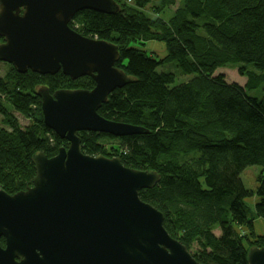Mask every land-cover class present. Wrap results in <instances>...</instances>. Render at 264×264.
<instances>
[{"label": "trees", "instance_id": "16d2710c", "mask_svg": "<svg viewBox=\"0 0 264 264\" xmlns=\"http://www.w3.org/2000/svg\"><path fill=\"white\" fill-rule=\"evenodd\" d=\"M183 1L170 19L141 13L153 0H130L133 11L122 3L115 15L85 10L76 16L80 29L74 22L73 29L119 46L117 67L132 78L110 94L99 114L150 131L79 136L85 154L119 157L126 167L161 175L141 199L164 214L169 235L199 263L248 264L246 245L264 244V237L249 240L254 222H264V98L252 95L264 86V0ZM149 41L164 43V59L146 51ZM227 67H238L246 85L217 74ZM179 76L191 79L178 85ZM41 83L51 93L95 87L89 77L72 81L62 72L43 76L12 68L0 76V189L11 195L33 186L37 152L52 158L69 146L44 123L42 100L33 90ZM8 107L29 120L25 129ZM252 166L262 169L255 193L241 178ZM254 194L253 222L246 200ZM237 228L252 236L241 237Z\"/></svg>", "mask_w": 264, "mask_h": 264}, {"label": "water", "instance_id": "95a60500", "mask_svg": "<svg viewBox=\"0 0 264 264\" xmlns=\"http://www.w3.org/2000/svg\"><path fill=\"white\" fill-rule=\"evenodd\" d=\"M85 10L115 15L121 7L116 0H0V62L20 74L62 72L72 81L95 82L92 90L38 89L45 125L69 146L52 158L32 157L28 190L0 189V264H201L169 235L164 214L141 199L160 183L158 172L83 152L81 132L150 133L99 114L132 78L117 67L118 45L71 27ZM248 264H264V246L249 250Z\"/></svg>", "mask_w": 264, "mask_h": 264}, {"label": "rangeland", "instance_id": "374dc122", "mask_svg": "<svg viewBox=\"0 0 264 264\" xmlns=\"http://www.w3.org/2000/svg\"><path fill=\"white\" fill-rule=\"evenodd\" d=\"M120 1V0H119ZM122 1V2H121ZM120 3L116 2L122 6V3L128 5L129 6V10L133 11V7H132V3L130 2V0H121ZM125 1V2H124ZM174 2V5H172V3ZM184 3L183 0H153V3L149 4L144 10L141 11V13H143L144 15H146L149 18H172V16L174 15V12L176 11V9L181 6V4ZM159 8V9H156ZM74 26L78 29H80V25L78 23L74 22ZM3 42H0V44H2ZM145 49L147 52L151 53V55L157 57L158 59L162 60L166 57V50H165V45L164 43H159L157 41H149L146 46ZM13 67L10 64L7 63H3L0 62V76L4 77L9 70H11ZM174 68V67H173ZM170 71H173V73L176 74L175 69H171ZM217 74H224L226 77V80L229 83H237L240 86H245L246 85V79L242 77V75H240L239 72V68L238 67H227L224 69H221L217 72ZM177 75V74H176ZM191 79V77L189 76H179L177 77V81L176 84L181 85L182 83H186ZM46 84V83H45ZM42 86H46L44 84H40L37 85L35 88H33V90L35 89V91H37L40 87ZM253 96H257L260 98H264V86H262L260 89H258L257 91H254L252 93ZM10 114H12L13 116L16 117V119L19 120V124L21 126L22 129H25L28 125H29V120H27L26 118L23 117V115L15 112L14 110H12L10 107H8ZM3 115L0 114V127L3 126ZM107 146H112L113 143L111 141H106ZM262 173V169L259 166H252V167H248L247 169H245V171L242 173L241 178L243 180V183L245 185V187L248 190H251L252 192H256L259 183L258 180L261 176ZM256 201H258L255 197V194L253 196V198H249L246 200V203L248 204V206L251 209V219L253 220V222L255 221V219H257V216L254 212V207L256 204ZM256 222H254V238L253 239H249L250 241L252 240V242H254L253 240H256V236L261 238L264 237V234L258 235L256 233ZM238 234L241 237H249L252 236L251 232L247 229V228H237ZM247 235V236H246ZM251 238V237H250ZM246 243V242H245ZM247 244V243H246ZM248 248V251L251 249L252 246H257V247H263V245L258 246V245H252L248 246L246 245Z\"/></svg>", "mask_w": 264, "mask_h": 264}, {"label": "bare ground", "instance_id": "6f19581e", "mask_svg": "<svg viewBox=\"0 0 264 264\" xmlns=\"http://www.w3.org/2000/svg\"><path fill=\"white\" fill-rule=\"evenodd\" d=\"M255 227H256V233L258 235L264 234V222L263 221L258 220L256 222Z\"/></svg>", "mask_w": 264, "mask_h": 264}]
</instances>
